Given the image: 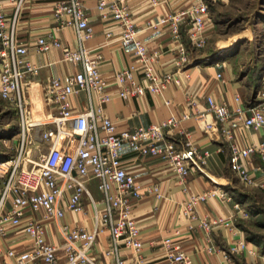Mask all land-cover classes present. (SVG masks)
Masks as SVG:
<instances>
[{
	"label": "built area",
	"instance_id": "built-area-1",
	"mask_svg": "<svg viewBox=\"0 0 264 264\" xmlns=\"http://www.w3.org/2000/svg\"><path fill=\"white\" fill-rule=\"evenodd\" d=\"M21 1H16L9 18L0 0V98L13 108L17 118L16 139L10 138L5 143L9 155L0 156V264H98L90 251L99 234L107 238L105 253L110 264H144V243L131 215L130 203V199L142 197V187L124 167L122 151L129 148L143 155L161 157L184 186L191 170H202L210 153L196 147L187 129H179L176 140H166V129L178 122L174 117L157 124L116 128L104 110L112 94L105 91L106 79L99 71L102 54L86 45L93 32L88 3L98 11L105 25V37L111 36L112 27H119L118 42L123 46L132 45L142 65L141 73L133 64L113 73L119 85L116 96L127 99L145 93L162 95L167 86L179 85V81L174 73H156L147 64L149 57L132 19L130 0H54V25L45 36L38 37L31 48L44 52L52 46L58 47L62 59L78 69L65 80L52 75L45 81L44 98L57 103L58 113L34 119L26 88L38 75L40 67L31 57L29 47L17 40L16 19ZM174 1L168 13L147 19L145 26L166 27L171 38L179 41L181 25H184L189 46L202 49L212 21L208 1ZM160 2L147 0L154 14ZM63 28L73 29L74 46L62 43L56 36L55 31ZM177 51L175 63L180 66L188 61L189 52L180 42ZM216 76L223 81L220 72ZM260 84L263 101L246 106L238 95L233 97L235 105L232 108L225 100L204 95L205 112L212 116L204 127L206 132L218 131L227 141L228 160L238 180L244 185L264 187V177L253 178L243 163V159L252 155L264 161V141L242 146L229 126L236 117L246 128L256 130L264 125V70ZM80 92L85 94L86 107L77 110L70 105L69 97ZM189 96L187 102L190 104L192 98ZM241 115L244 117L240 118ZM188 117L189 113L184 112L181 119ZM65 136H73L74 140L62 148L59 141ZM92 179L100 192L99 199L88 190ZM147 192L155 200L160 198L156 183L148 187ZM214 197L230 198L226 191L213 186L187 195L181 204L182 212L197 219V227L206 233L220 225L231 226L233 220L197 214V206ZM83 198L92 209L91 229L71 225L65 219L66 210L83 211ZM234 207L242 214L237 202ZM162 245L166 249L163 264H210L193 261L185 250L173 246L169 238H165ZM245 248L246 241L238 238L229 246V253ZM206 249L211 250L210 247ZM123 251L130 252V259L123 256ZM248 251L253 254L252 249ZM224 258L228 261L229 255L225 253Z\"/></svg>",
	"mask_w": 264,
	"mask_h": 264
},
{
	"label": "crops",
	"instance_id": "crops-1",
	"mask_svg": "<svg viewBox=\"0 0 264 264\" xmlns=\"http://www.w3.org/2000/svg\"><path fill=\"white\" fill-rule=\"evenodd\" d=\"M16 1L2 0V5L9 18ZM174 2V0H161L154 14L147 0H130V9L132 19L138 29V36L143 41L149 57L147 64L156 73H174V78L179 81V85L170 84L164 89L162 95L145 93L137 98L127 99L115 95L119 85L114 80L113 73L131 64L135 66L138 73H141L142 65L134 55L132 45L123 46L118 42L117 36L121 31L119 27H112L111 36L105 37V25L99 13L93 9L90 2L88 3L89 23L93 32L91 38L86 41V45L90 49L100 50L102 54L99 71L106 79L105 91L112 94L104 104V110L105 114L115 123L116 128L157 124L169 117H174L178 122L166 129L168 132L165 134V139L176 140L178 130L187 129L196 147L210 153L202 170H191L184 186L178 182L168 163L161 157L143 155L129 148L122 151L124 167L133 173L142 187V197L130 199V203L132 205L131 215L139 226L144 243V264H163L166 249L162 241L165 238H169L173 246L185 250L193 261H208L210 264H240L243 261L248 263L254 254L248 251L253 247L250 243L246 242L248 249L229 253V246L238 238H243L240 229L233 221L231 226L220 225L206 233L197 227V219H192L182 212L181 204L187 195L215 186L226 191L230 198H211L197 206V214L206 213L210 217H231L233 220L235 216H239V209L234 207L236 200L232 193L236 189V182L240 181L230 166L225 138L218 131H205L204 123L211 121L212 116L205 112L204 95L211 94L215 100H225L231 108L235 105L234 95L240 97L244 106L263 101L260 99V79L264 70V35L261 50L257 46L250 45L252 32L250 28H246L244 38L249 42L244 50L239 51L238 49L234 55L218 51L231 48L233 46L231 39H235L231 38V41H223L220 48L216 45L217 51L212 55L199 53L200 49H193L189 46L184 25H181L179 41L171 38L166 27L154 29L145 26L147 19L157 14L168 13ZM53 3L54 0H22L16 19L17 40L29 47L31 57L40 67L38 75L26 88V98L32 108V117L37 120L58 113L57 103L46 101L44 98L45 81L52 75L65 80L69 74L78 69L76 65L62 59L61 50L58 47L52 46L44 52H36L31 48L35 40L40 36H45L54 25ZM213 24L215 23L211 21L209 35L213 31ZM55 34L62 43L75 45L72 28L57 29ZM179 42L184 44L189 52L188 61L180 66L175 63ZM214 55L215 57H212ZM218 72L222 74L223 81L217 78ZM188 95L192 98L190 104L187 102ZM69 103L74 109H84L86 107L85 94L80 92L69 97ZM184 112L189 113V117L181 119ZM246 113L247 111L244 115ZM234 119L236 121H231L229 126L240 145L245 146L250 142L264 141V125L254 130L238 123V117ZM1 130L2 128H0V135ZM73 140V136L62 137L59 145L66 148ZM175 143L178 147L180 146L179 142ZM243 163L253 178L264 177V161L258 155L243 159ZM234 178L237 179L234 180ZM155 183L159 185L160 191V198L157 200L147 192V188ZM87 186L91 195L99 199L100 192L95 180H90ZM82 202L83 211L75 213L66 210L65 219L71 225L91 229L94 223L92 209L85 198ZM98 207L101 208V205ZM191 225L193 228L190 229ZM106 244V236L99 234L90 251L98 264H110V258L105 253ZM206 247H210L211 250L208 251ZM225 253L229 255L228 261L224 258ZM122 254L126 259L131 257L129 251H123Z\"/></svg>",
	"mask_w": 264,
	"mask_h": 264
},
{
	"label": "rangeland",
	"instance_id": "rangeland-1",
	"mask_svg": "<svg viewBox=\"0 0 264 264\" xmlns=\"http://www.w3.org/2000/svg\"><path fill=\"white\" fill-rule=\"evenodd\" d=\"M208 9L211 20L215 24L205 46L199 50V53L212 55L217 51L216 45L220 48L223 41L231 38H235L231 39L233 46L227 50L218 51L234 55L238 49L244 50L249 42L244 38L246 28H250L252 32L250 45L257 46L261 50L264 35V0H212L208 2ZM16 124L15 111L0 98V128H2L0 156L1 154L9 155L5 143H8L10 138L16 139L14 135ZM236 183V189L232 194L242 214L239 213V216H235L232 221L240 229L243 239L253 246L254 253L248 263L243 261L240 264H264V187Z\"/></svg>",
	"mask_w": 264,
	"mask_h": 264
}]
</instances>
